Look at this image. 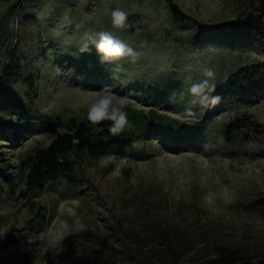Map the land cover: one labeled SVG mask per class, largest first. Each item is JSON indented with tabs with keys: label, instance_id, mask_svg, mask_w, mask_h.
<instances>
[{
	"label": "rangeland",
	"instance_id": "obj_1",
	"mask_svg": "<svg viewBox=\"0 0 264 264\" xmlns=\"http://www.w3.org/2000/svg\"><path fill=\"white\" fill-rule=\"evenodd\" d=\"M263 2L0 0V264H207L223 247L264 258V134L225 138L234 120L264 124V91H243L242 81L256 74L264 85V40L198 27ZM102 31L137 58L102 63L92 43ZM205 80L219 97L207 107L190 93ZM105 86L125 98L131 127L104 139L130 143L80 156L72 183L28 188L37 150L74 124L98 127L88 109ZM118 226L158 241L132 245L131 257Z\"/></svg>",
	"mask_w": 264,
	"mask_h": 264
},
{
	"label": "trees",
	"instance_id": "obj_2",
	"mask_svg": "<svg viewBox=\"0 0 264 264\" xmlns=\"http://www.w3.org/2000/svg\"><path fill=\"white\" fill-rule=\"evenodd\" d=\"M176 15H184L181 8L172 3ZM201 34L210 31L213 34L249 32L264 40V2L254 12H250L235 20L221 22L217 25L200 23L198 25ZM261 73V72H259ZM238 74L230 77V85H234ZM243 91L257 94L264 91V85L259 84L255 75H247L243 78ZM111 121L99 122L98 127H93L86 122H80L70 126V129L58 133L53 141L45 148L37 150L32 156L33 165L27 174L28 188L43 187L57 177H66L72 183V173L75 171L80 156L96 157L113 146L126 147L130 138L120 140H107L104 136L109 135ZM255 131L259 135L264 134V124L256 120L246 121L237 119L230 122L225 128V138L232 142L244 134V130ZM125 132H123L124 134ZM0 176L8 175L0 170ZM258 205H264V197L257 200ZM118 235L123 242V250L131 257L135 256L132 245H138L142 249L158 241L155 235L134 236L122 226H118ZM162 239V237H159ZM166 246V243H161ZM219 257L212 258L207 264H230L238 260L246 261V264H264V258L250 259L229 254L228 248H219ZM182 255H180L181 257Z\"/></svg>",
	"mask_w": 264,
	"mask_h": 264
},
{
	"label": "clouds",
	"instance_id": "obj_3",
	"mask_svg": "<svg viewBox=\"0 0 264 264\" xmlns=\"http://www.w3.org/2000/svg\"><path fill=\"white\" fill-rule=\"evenodd\" d=\"M111 20L113 28L124 30L128 25L126 23L127 16L120 8H116L111 12ZM95 49L100 56L101 62H112L122 58H129L134 61L138 53L126 44L124 41L117 38L111 32L102 31L97 34V38L92 40ZM87 50V49H82ZM207 76H212L211 71L205 73ZM214 89L208 88L207 80L200 83H195L190 88V93L196 99L193 102H198L200 105L207 107L215 105L219 101V97L210 95ZM97 98L88 109V119L92 123L102 121H111V126L108 131L112 136H119L127 127H131V122L127 118L125 111V98H117L110 86H105L96 93Z\"/></svg>",
	"mask_w": 264,
	"mask_h": 264
},
{
	"label": "built area",
	"instance_id": "obj_4",
	"mask_svg": "<svg viewBox=\"0 0 264 264\" xmlns=\"http://www.w3.org/2000/svg\"><path fill=\"white\" fill-rule=\"evenodd\" d=\"M230 264H246V261H244V260H238V261L232 262Z\"/></svg>",
	"mask_w": 264,
	"mask_h": 264
}]
</instances>
